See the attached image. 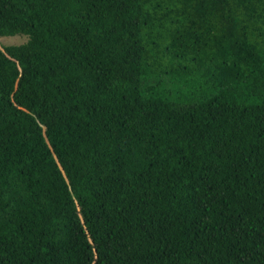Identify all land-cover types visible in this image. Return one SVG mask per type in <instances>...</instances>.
<instances>
[{
	"label": "trees",
	"instance_id": "16d2710c",
	"mask_svg": "<svg viewBox=\"0 0 264 264\" xmlns=\"http://www.w3.org/2000/svg\"><path fill=\"white\" fill-rule=\"evenodd\" d=\"M0 264H264V0H0Z\"/></svg>",
	"mask_w": 264,
	"mask_h": 264
},
{
	"label": "rangeland",
	"instance_id": "374dc122",
	"mask_svg": "<svg viewBox=\"0 0 264 264\" xmlns=\"http://www.w3.org/2000/svg\"><path fill=\"white\" fill-rule=\"evenodd\" d=\"M27 37L28 36L25 33L2 34L0 35V45L20 43L25 41Z\"/></svg>",
	"mask_w": 264,
	"mask_h": 264
}]
</instances>
